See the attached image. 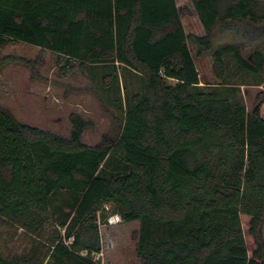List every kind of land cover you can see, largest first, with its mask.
<instances>
[{
	"label": "trees",
	"instance_id": "1",
	"mask_svg": "<svg viewBox=\"0 0 264 264\" xmlns=\"http://www.w3.org/2000/svg\"><path fill=\"white\" fill-rule=\"evenodd\" d=\"M192 2L205 35L186 33L176 0H0V43L78 61L120 125L91 146L79 113L64 137L0 105V225L32 237L27 252L0 251V264H100L110 213L140 221L141 264H264V90L249 111L241 88L226 86L227 58L242 73L264 71V29L244 48L212 40L219 23L264 22V0ZM206 54L221 80L210 90L196 62ZM11 62L39 61L0 57V70ZM64 194L68 212L55 203Z\"/></svg>",
	"mask_w": 264,
	"mask_h": 264
},
{
	"label": "rangeland",
	"instance_id": "2",
	"mask_svg": "<svg viewBox=\"0 0 264 264\" xmlns=\"http://www.w3.org/2000/svg\"><path fill=\"white\" fill-rule=\"evenodd\" d=\"M176 2L182 14L186 33L205 35L203 24L192 0H176ZM246 24L232 23L233 26L239 25L242 32L249 28ZM231 26L227 27L219 23L214 28L212 33L214 45L233 43L244 48L246 39H242ZM259 28L264 29V22L255 26L251 24V33H257ZM245 34L246 32L241 36ZM257 45L264 55V39ZM5 56L39 61L35 68L20 62H11L0 70V105L12 112L18 120L70 137L72 131L70 114L76 112L92 122L83 133L84 143L95 146L106 137L112 140L115 138L120 126L114 119L115 113L100 100L96 92L99 89L96 86L97 82H92L88 72L81 68L78 61L67 60L55 52L14 40L0 43V57ZM201 59L196 57L198 66L206 69V76L203 77L212 84L204 85V88L210 90L221 80L213 75L212 55L204 58L206 65ZM227 59L228 67L234 69L236 67L234 60ZM207 60H210L208 65ZM260 79L264 80V71L259 75L241 72L240 77L232 80L255 82ZM261 90H264V83L261 86H243L239 92L249 111L260 101L258 94ZM66 199L69 200L70 196L58 195L55 203L63 204L64 211L68 212L69 207L64 201ZM54 218L56 219L57 216L55 215ZM57 228L62 230L61 227ZM139 229L140 221L125 222L119 214L110 213L108 220H100L102 250L93 254L94 259L100 264H141L137 252ZM54 234L55 227L49 224L40 238L45 244H49ZM262 234L264 237V224ZM248 243L249 248L252 249L253 245L249 238ZM31 244L32 237L23 234L22 229L0 225V251L5 254L23 253L29 251Z\"/></svg>",
	"mask_w": 264,
	"mask_h": 264
},
{
	"label": "crops",
	"instance_id": "3",
	"mask_svg": "<svg viewBox=\"0 0 264 264\" xmlns=\"http://www.w3.org/2000/svg\"><path fill=\"white\" fill-rule=\"evenodd\" d=\"M203 26V25H202ZM204 27V26H203ZM205 30V29H204ZM246 32V34H245V36H241L242 34H244ZM245 32H242L241 34H240V37H242V39H246L247 38V36L248 35H250L251 36V25L249 26V28L248 29H246V31ZM248 42H250V44H251V41H249L248 39H246V41H245V46H247L249 43ZM244 46V47H245ZM210 54H206V55H202V56H200L202 59V62L204 63V58L205 57H207V56H209ZM205 56V57H204ZM197 62V61H196ZM210 62V60H207V65H208V63ZM205 65H206V63H204ZM204 65V66H205ZM197 66H198V64H197ZM211 66L213 67V61H211ZM231 67V66H230ZM230 67H228V76H227V81L229 82L228 84H226V86H238V87H240L241 89H243V86H246V87H248V86H251V82L249 81V82H246V81H244V80H242V81H239V82H237V81H235V80H232L233 78H236V77H240L241 76V72L240 71H238V69H237V67H235L234 69H230ZM198 70H199V73H200V78H201V86H204V85H206V86H211L212 84H210V82L206 79V78H204L203 76L205 75L206 76V69L203 67V69H201L199 66H198ZM214 76H216L215 75V73L213 74ZM207 82V83H206ZM214 86V85H213ZM216 86H219V83L218 84H216ZM256 86H261V85H256ZM263 106H264V102H263V105H262V110H261V112H262V116L264 117V112H263Z\"/></svg>",
	"mask_w": 264,
	"mask_h": 264
}]
</instances>
